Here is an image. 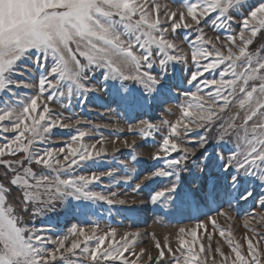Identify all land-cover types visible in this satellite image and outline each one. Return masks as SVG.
I'll list each match as a JSON object with an SVG mask.
<instances>
[{"label":"snow or ice","instance_id":"snow-or-ice-1","mask_svg":"<svg viewBox=\"0 0 264 264\" xmlns=\"http://www.w3.org/2000/svg\"><path fill=\"white\" fill-rule=\"evenodd\" d=\"M185 82L188 89L174 91ZM101 91L112 97L116 115L151 106L173 115L169 104L178 110L174 121L127 125L151 140L144 180L156 185L154 205L198 211L199 196L215 203L224 188L231 189V208L233 199L252 198L255 186L264 191V0H180L175 9L159 0H0V264H136L125 256L134 238L118 240L116 229L98 234V224L74 225L51 235L25 223L58 208L87 216L95 203L128 204L110 186L132 179L142 155L136 141H121L128 158L117 159L115 140L111 151L104 136L85 142L109 125L72 112ZM213 141L224 150L210 153ZM259 199L264 208V195ZM204 226L191 229V243L180 228L175 250L157 242L156 264H169L166 254L171 264H206L199 254L212 252L211 243L195 248ZM251 231L241 243L220 229L229 251L217 245L219 264H264V233Z\"/></svg>","mask_w":264,"mask_h":264},{"label":"rangeland","instance_id":"rangeland-1","mask_svg":"<svg viewBox=\"0 0 264 264\" xmlns=\"http://www.w3.org/2000/svg\"><path fill=\"white\" fill-rule=\"evenodd\" d=\"M159 2L162 4L168 3L174 9L180 4V0H159ZM247 2L252 3L255 2V0H247ZM205 31L208 37L214 38L216 35L210 27L206 28ZM189 35L191 36L192 33L189 32ZM259 43L260 40L258 38L255 46H258ZM176 67L182 68L181 65H177ZM179 75L181 77H186L188 72L181 71ZM208 75L209 74H206V76ZM111 83L112 82L109 81V84ZM189 87L190 86L185 82L183 89L174 88V91L178 93ZM22 91L31 94L32 90L23 89ZM96 95L100 97L99 100L93 101L90 104L78 105L72 112H75V114L83 120L91 121L92 124L109 125L108 128L102 127L100 130L93 133L91 138H85V142L91 143L94 142L95 139H99L100 136H104L108 141L107 147L109 151H111L114 146L113 141L115 140V147H119L122 150V154L117 153V159L128 158V150L124 149L121 141L124 139H127L130 143L133 140L136 141L138 145L137 151L142 155L140 157V163L135 165L132 179L126 185L113 183L110 186V191H115L117 193V199H125L128 201V204L124 206H110L104 202L95 203L91 205L94 209V214L89 213L87 216L80 214L74 207L68 210L58 208L56 213H51L46 218L29 219L25 217V223L29 227L51 229V232L47 233L51 235L67 234L69 229L74 225L90 230L93 225L98 224V234H102L109 229H116L118 240L125 234L128 235L129 239L134 238L135 243L130 247L129 252L125 253V256L129 260H136V264H156L158 249L155 245L157 242H159L162 247L167 243L171 245L174 250L178 248L177 237L180 235V228L188 230L189 234L186 235L185 238L191 243L190 231L196 228L198 222H205V226L197 228L196 250H199L201 243H203L206 248L209 243H211L212 248V252L210 253L199 254L200 259L205 260L206 264H212L213 256H215L217 264H219L221 257L214 251L217 245L222 246L225 252L229 251L226 241L219 235L220 229L225 230V235L231 231L233 238L241 243L244 242V237L246 235H253L251 231L252 228L264 233V220L260 219L261 216H264V208L261 207L259 199L261 195H264V191H262L258 185L252 189L254 192L252 198H249L247 201L233 199L231 208L227 203L228 199L231 198L227 193L231 191V189L224 188H221L215 203L212 201H205L202 195L199 196L198 211L196 209L184 207L177 208L173 206L164 207L160 204L154 205L150 200V196L156 185L147 186L149 182L144 180L145 175L148 174L153 163L148 158L153 150L151 140L145 142L138 135L130 134L127 125L129 122L136 124L141 120L159 124L161 118L174 121L178 115V110L174 104H169L165 105V107H171L174 113L173 115H168L162 109L155 106H151L143 112L130 113L128 116H125L123 113L116 115L114 114L116 111V104L111 103L112 97L107 95L104 91ZM181 99L183 98L181 97ZM104 105H109L113 111H109ZM70 114V112H65V115ZM115 128H121L123 132L115 133L112 131V129ZM56 131L59 132L60 130ZM68 135L69 134L65 132L66 142ZM117 135L119 139H117ZM157 139H159V136ZM52 146H58L55 140ZM223 150L224 149L220 147L217 141H213L208 149L210 153ZM107 162H111L110 156ZM166 183V180L163 181V184ZM105 184H107V181H105ZM137 184L141 185L142 190L134 191ZM238 194L237 192L232 193L233 196H237ZM76 203L75 201L71 202L72 205ZM130 205H135L138 211L135 213L125 211L124 209ZM221 210L225 212L226 215H220L219 213ZM213 219L216 221L215 227H213L211 223ZM246 221L250 222L248 227H245ZM208 235L212 236L211 242L208 240ZM133 252H135L137 256L131 255ZM177 255H179V253H177ZM165 259L171 264L170 256L166 254Z\"/></svg>","mask_w":264,"mask_h":264}]
</instances>
